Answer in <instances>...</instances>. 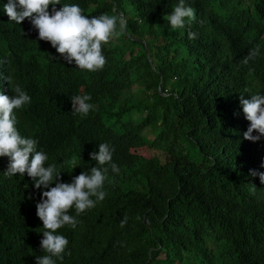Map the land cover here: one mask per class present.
I'll return each instance as SVG.
<instances>
[{
	"label": "trees",
	"instance_id": "obj_1",
	"mask_svg": "<svg viewBox=\"0 0 264 264\" xmlns=\"http://www.w3.org/2000/svg\"><path fill=\"white\" fill-rule=\"evenodd\" d=\"M66 2L0 0V264H264V0ZM118 127L105 193L45 181Z\"/></svg>",
	"mask_w": 264,
	"mask_h": 264
},
{
	"label": "clouds",
	"instance_id": "obj_2",
	"mask_svg": "<svg viewBox=\"0 0 264 264\" xmlns=\"http://www.w3.org/2000/svg\"><path fill=\"white\" fill-rule=\"evenodd\" d=\"M61 1L66 3L67 7H71L74 4L67 3L66 0ZM74 1L76 2V0ZM66 13L67 10H62L54 12L53 15L56 21L70 22L66 18ZM69 32H72V36L75 35L79 39H82L85 34L84 29L81 25L72 26V24H66L63 26H48L45 28L44 34L46 41L50 43L54 48H58L60 41L66 38ZM71 39L68 40L67 44H69ZM72 47L73 46H69L70 49ZM8 81H10V79L6 78L5 72L0 66V88H4L5 91H8ZM10 95V92H8V94L2 98V101L9 102ZM90 112L91 111L75 110L72 112V114L74 117H81L88 115ZM68 119L69 114L68 118L66 119V123H68ZM64 132L74 140L81 136H87L93 139L94 145L87 154L85 151L83 154H76L74 151L75 146L77 145L76 143L66 146L61 152L55 154L59 158L70 160V162L72 163V168L69 172L62 173L58 171L55 166H52L50 170H47L44 173L45 181L48 182L50 178V172H52L54 176L59 178V181L61 183H64V181H68L66 185L69 188L75 184H78L86 188L92 189L96 192L105 193L107 187V173L110 170H113L115 172L117 171L113 165V147L117 146V143L122 144L128 139H130V136L132 134L130 129L125 127H118L114 130H110L109 135L104 137L103 139H98L93 134L84 131L68 132L67 130H64ZM0 137L2 138V143H0V149L3 150L1 154L2 162L6 164L7 167L13 168V165H15V163L17 164V161L21 160V157L24 155L25 151L29 147L30 139L26 134L13 129H9L6 132L2 133ZM16 158H18L19 160L16 161ZM13 161L15 162L14 164L12 163ZM73 182L76 183L74 184ZM60 190L52 189V191L57 193L59 196Z\"/></svg>",
	"mask_w": 264,
	"mask_h": 264
},
{
	"label": "rangeland",
	"instance_id": "obj_3",
	"mask_svg": "<svg viewBox=\"0 0 264 264\" xmlns=\"http://www.w3.org/2000/svg\"><path fill=\"white\" fill-rule=\"evenodd\" d=\"M136 117H137V115H136ZM162 257H164V256H162Z\"/></svg>",
	"mask_w": 264,
	"mask_h": 264
}]
</instances>
